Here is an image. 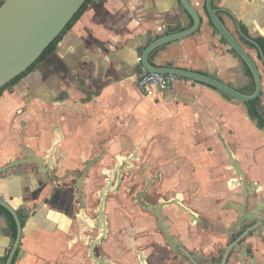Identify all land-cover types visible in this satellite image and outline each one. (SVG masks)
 Segmentation results:
<instances>
[{"label": "crops", "instance_id": "0c3cea01", "mask_svg": "<svg viewBox=\"0 0 264 264\" xmlns=\"http://www.w3.org/2000/svg\"><path fill=\"white\" fill-rule=\"evenodd\" d=\"M190 1L202 17L200 29L158 48L151 62L199 71L252 93V74L212 25L206 0ZM214 6L260 70L257 107L264 120V64L257 48L237 28L239 23L264 52V0H215ZM191 25L180 0H93L55 51L26 79L1 93L0 168L24 159L43 161L42 166L35 161L0 173V199L23 220L12 264H89L80 251L68 258L66 236L57 231L58 208L52 202L56 165L62 172L79 171L87 161L97 159L99 164L108 157L155 164L151 172H162L167 182L163 192L167 190L169 199L191 205L206 218L210 205L216 210L211 229L193 233L195 242L188 240L197 249L210 250L216 242L220 246L224 231L232 232L236 225L241 186L234 182L238 174L222 138L247 180L261 188L257 198L264 197V126L250 116L246 103L184 78L153 95H144L135 83L143 50ZM59 134L61 144L51 160ZM178 211L171 204L164 212L172 231L182 236ZM17 232L13 215L0 205V264H6ZM243 245H253L257 264H264V244L249 237ZM239 256L243 255L236 250L229 264H250L249 257L236 259Z\"/></svg>", "mask_w": 264, "mask_h": 264}, {"label": "flooded vegetation", "instance_id": "af4514ba", "mask_svg": "<svg viewBox=\"0 0 264 264\" xmlns=\"http://www.w3.org/2000/svg\"><path fill=\"white\" fill-rule=\"evenodd\" d=\"M128 158L118 159L115 162L114 172L104 171L113 179H108L109 181L99 191L87 194L82 189L84 205L80 202L76 185L78 177L84 172L85 164L79 171L68 169L64 172L56 165L54 175L57 187L52 202L58 208L56 228L59 233L66 236L68 258H75L80 251L89 264H104V259L119 264H153L152 259L156 261L154 264H223L225 251L236 237L246 231L249 222L245 223L240 231L233 232L236 234L231 233V238L229 230L224 231L220 246L216 242L210 250L203 249V246L198 249L195 246L190 247L188 240L191 239L192 242L196 240L192 239L193 233L198 234L201 230L206 232L211 229L210 221L212 222V218L215 219V208L209 206L210 216L206 218L197 214L191 205L169 199L167 190L163 192V186L167 182L162 178V172H151L156 165L146 160L141 161L139 158ZM90 170L84 175V183ZM255 196L248 198L247 211L255 207L253 202L257 195ZM240 198L241 203L242 197ZM171 204L179 209L178 215L183 224L179 232L182 236H177L172 231V225L169 224L171 219L164 212ZM149 206H152V210ZM159 207L164 224L179 244L176 248H173L167 240L159 225V218L153 213V210ZM261 213V218L264 220V211ZM104 219L107 234L102 237ZM261 223L264 225V221ZM192 224L196 225L194 231ZM203 242L208 244L206 240ZM239 252L247 257L246 254H255V249L252 245H246L243 254ZM92 254L99 261L94 259ZM231 255L228 256L225 264H229Z\"/></svg>", "mask_w": 264, "mask_h": 264}, {"label": "water", "instance_id": "95a60500", "mask_svg": "<svg viewBox=\"0 0 264 264\" xmlns=\"http://www.w3.org/2000/svg\"><path fill=\"white\" fill-rule=\"evenodd\" d=\"M214 1L215 0L205 1V11L214 28L221 34L225 41L243 60L250 70L255 85V89L252 93L240 91L215 76L199 71L179 68L171 65L158 66L151 62V55L158 48L163 47L168 43L189 37L200 29L202 17L197 7L193 5L190 0H180V2L186 12L190 15L192 19V25L183 31L164 35L151 42L143 50L140 56L142 69L137 74L141 76L145 73L153 72L159 74L176 75L184 79H189L209 85L220 91L226 97L236 101L243 103L254 101L260 96L262 91V76L260 70L250 54L239 43V41L229 31L223 20L220 18L219 9L214 6ZM87 2L88 0H4L2 2L0 5V91L25 73L28 74L24 77V79L32 74L33 70L30 71V69H32L35 65L38 66L41 63H39L41 57H43L51 45H53L60 38V36L63 35L69 24L73 21L75 16L80 12ZM226 11L231 14L228 9H226ZM237 28L240 35L257 48L264 64V53L261 50L259 44L243 32L239 23H237ZM59 135V141L52 147L50 151L49 158L51 160L55 156L57 147L61 144L60 140L62 136L61 134ZM222 141L229 155V159L231 160V165L235 168V171L238 174V178L234 182L236 185H240L242 189V191L237 195L238 197H242V202L237 203L235 208L237 214L235 219V229L232 230V232H229V237L232 236L231 233L240 231L245 223L249 222L250 224L246 231L242 232L241 235L236 237L229 245V248H227L225 251L223 260V264H225L228 256L233 254L236 250L241 251L243 254V244L247 237L256 239L260 244H264V225L261 223L264 221L261 218V211H264V197L263 199L256 198L253 202V206L255 207H253L252 210L247 211L248 198L253 197V195H257L261 188L255 182H249L247 180V177L241 169L238 159L235 157L232 150L229 148L223 138ZM35 161L39 163L40 166L43 165V161L41 159H24L15 163L4 165L0 168V173L7 171L8 169H14V167L17 165L19 166ZM97 162V159H95V161L93 160L85 162L84 172L80 177H78L76 188L82 205H84L82 190L84 185V175L89 172L91 167L96 165ZM44 172L45 170L43 173ZM104 200L105 193L103 195L102 210ZM0 205H2L13 215L18 228L16 240L6 261V264H12L15 254L21 244V239L23 236V220L6 200L0 199ZM149 209L152 210V206H149ZM159 209L160 207L155 208L153 213L159 218V225L163 229L167 240L171 246H173V248H176L179 246V244L169 233ZM103 222L105 226L102 237H105L107 234L105 219ZM252 248L255 247L252 245ZM92 256L94 259L99 261L93 254ZM246 256L251 257L250 264H257L255 254H246ZM243 257H245V255L242 257H236V259H243ZM103 262L104 264H119L108 259H104Z\"/></svg>", "mask_w": 264, "mask_h": 264}, {"label": "built area", "instance_id": "2783aa9c", "mask_svg": "<svg viewBox=\"0 0 264 264\" xmlns=\"http://www.w3.org/2000/svg\"><path fill=\"white\" fill-rule=\"evenodd\" d=\"M175 79L182 78L176 75L148 72L138 76L135 83L144 95H153L168 89Z\"/></svg>", "mask_w": 264, "mask_h": 264}, {"label": "rangeland", "instance_id": "374dc122", "mask_svg": "<svg viewBox=\"0 0 264 264\" xmlns=\"http://www.w3.org/2000/svg\"><path fill=\"white\" fill-rule=\"evenodd\" d=\"M0 1L3 2L4 0ZM116 161L117 160L108 157V159L104 160V162H100L99 164L93 166L92 168L94 170L91 168L93 171L91 170V173H88L83 185V189L87 192V194H92L93 192L96 193V191H99L109 180L113 179L107 173H104V171H110L111 173L114 172Z\"/></svg>", "mask_w": 264, "mask_h": 264}, {"label": "trees", "instance_id": "16d2710c", "mask_svg": "<svg viewBox=\"0 0 264 264\" xmlns=\"http://www.w3.org/2000/svg\"><path fill=\"white\" fill-rule=\"evenodd\" d=\"M93 0H88V2L85 4V6L80 10V12L75 16V18L73 19V21L69 24V26L67 27L66 31L63 33V35L60 36V38L53 44L51 45V47L47 50V52L43 55V57H41V59L39 60V63L44 61L49 55H51L56 48V45L59 43V41H61V39L64 37V35L69 31V29H71V27L73 26V24L79 19V17L83 14V12L87 9L88 5L92 2ZM2 4V2L0 3V5ZM264 53V52H263ZM37 65H35L32 69H30V71H32ZM29 71V72H30ZM28 73H25L24 75H22L21 77H19L18 79L14 80L13 82H11L10 84H8L6 87H4L1 91H0V95L1 93L9 86H11L12 84L20 81L22 78H24ZM258 102H259V98H257L254 101H250L248 103H246V105L249 108V114L250 116L257 120L259 126H264V120L261 119L259 112H258Z\"/></svg>", "mask_w": 264, "mask_h": 264}]
</instances>
